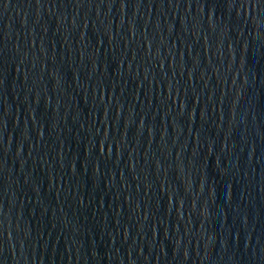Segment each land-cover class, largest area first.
<instances>
[{
	"label": "water",
	"instance_id": "1",
	"mask_svg": "<svg viewBox=\"0 0 264 264\" xmlns=\"http://www.w3.org/2000/svg\"><path fill=\"white\" fill-rule=\"evenodd\" d=\"M0 264H264V0H0Z\"/></svg>",
	"mask_w": 264,
	"mask_h": 264
}]
</instances>
